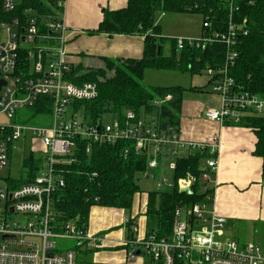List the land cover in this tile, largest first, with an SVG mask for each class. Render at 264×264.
Segmentation results:
<instances>
[{
    "label": "built area",
    "instance_id": "built-area-1",
    "mask_svg": "<svg viewBox=\"0 0 264 264\" xmlns=\"http://www.w3.org/2000/svg\"><path fill=\"white\" fill-rule=\"evenodd\" d=\"M222 1L229 9L224 28L215 29L210 10L203 18L199 36L173 38L178 51L223 45V61L205 68L218 104L207 106L204 116L222 124L240 123L247 117L264 116V93L248 89L231 74L239 58L238 46L249 34L251 21L247 16L237 19L236 0ZM41 2L50 12L32 6L19 11L17 0H0V182L6 181L0 184V264H112L80 259L83 248L93 253L101 250L105 236L91 233L76 218L59 220L56 204L66 186L69 166L78 161L80 142L90 154L95 145L124 140L133 141L135 151L147 156L141 175L156 184L155 190L177 188L191 195L196 191L201 197L195 202L181 200L174 209L171 235L161 237L148 226L141 231L137 217L147 215L149 198L140 203V213L125 218L131 235L121 246L127 261H135L130 264H260L264 260L261 245L241 244L227 237L226 217L215 206L219 140L189 141L178 127H163L159 119L138 117L132 109L125 110L122 118L111 113L96 119L86 117L82 109H76L77 102L97 98L99 89L97 82L75 84L65 77L71 69L66 50V0ZM171 98L169 94L156 103L162 105ZM48 103L53 111L51 126L16 120L19 109L37 104L44 108ZM80 110L81 118L77 117ZM106 115H110L109 121ZM29 138L41 143L42 148L33 145L32 150L44 155L35 161L37 174L15 185L20 176L3 177L2 172ZM196 151L207 152L201 173L187 172L176 181L173 172L177 159ZM30 156L23 161L26 174L30 168L25 161ZM57 239H70L75 245L59 251Z\"/></svg>",
    "mask_w": 264,
    "mask_h": 264
},
{
    "label": "trees",
    "instance_id": "trees-1",
    "mask_svg": "<svg viewBox=\"0 0 264 264\" xmlns=\"http://www.w3.org/2000/svg\"><path fill=\"white\" fill-rule=\"evenodd\" d=\"M235 3L239 6L235 13L237 19L247 16L251 23L249 34L243 37L238 46L239 58L231 74L248 89L264 93V0H236ZM17 4L19 11L26 6H32L40 12H50L41 0H22ZM210 10L215 29L224 28L229 9L222 0H128V5L124 8L104 9V17L98 28L89 32L144 35V53L139 59L108 60L105 68L87 72H84L81 65L71 66L65 73L67 80L75 84L94 81L99 89L97 98L77 102L76 109H82L85 116L92 119L108 113L122 118L125 110L132 109L138 117L152 116L159 119L163 127H179L177 112L181 109L183 94L188 88L183 85L148 87L141 83V79L147 69H171L194 74L200 73L209 65L221 63L225 51L223 45L214 43L205 50L185 48L178 51L174 38L162 35L158 18L160 12L164 11L201 13L205 18ZM0 17H3L1 6ZM167 39L172 42V53L168 56L163 53ZM112 70L115 71L114 75L108 76V72ZM169 94L172 95L171 100L162 105L156 103ZM42 100L48 101L45 98ZM243 123L252 127L257 135L254 153L263 159L264 179V116L253 117ZM79 145L78 161L68 168L66 186L60 192L56 211L59 220L76 218L87 227L91 208L95 205L125 209L132 207L135 194L142 192L139 175L146 168L147 156L137 153L133 141L129 140L114 145H95L90 154L86 153L82 142ZM126 148L129 149L127 155ZM206 155L207 152L196 151L178 158L173 172L174 179L177 181L187 172L200 174ZM33 163L37 165L32 156L25 161L26 166ZM37 171V166H34L27 174L22 172L15 185L30 181ZM94 173L97 175L94 176ZM200 199L196 191L191 195L179 192L177 188L149 191L146 215L148 229L156 230L160 237L171 235L177 204L181 200L195 202Z\"/></svg>",
    "mask_w": 264,
    "mask_h": 264
},
{
    "label": "crops",
    "instance_id": "crops-1",
    "mask_svg": "<svg viewBox=\"0 0 264 264\" xmlns=\"http://www.w3.org/2000/svg\"><path fill=\"white\" fill-rule=\"evenodd\" d=\"M127 5L128 0H66L64 10L65 21L68 26L66 50L67 60L71 66L81 65L85 69L84 72H87L105 68L108 60L123 61L139 59L143 56L144 35L137 33L109 35L107 33L91 34L89 32L98 28L104 17V9L118 10ZM160 25L162 26V35L165 37L199 36L202 32L201 30L200 33L189 34L177 31L168 34L164 24L160 22ZM114 72V70L109 71L108 76H113ZM167 86H173V84ZM190 88L186 90L187 92L185 91L188 93V97L183 94L182 106L177 112L178 128L182 136L189 141H211L214 138L219 140V170L215 206L218 213L226 217L225 235L237 241H239L238 238H243L242 241H239L241 244L252 242L260 244L264 255L263 159L254 153L257 143V135L254 129L243 123L253 117H247L240 123L226 124L210 120L204 116V110L213 102L216 104V95L207 93L202 87H195L194 90ZM204 96H209V98L204 100ZM210 96H213L214 99L210 100ZM143 193L138 192L134 200L142 199ZM146 195L149 198V191ZM140 203L142 202H139L137 210L129 215L140 213ZM98 207L105 210V213H108L106 210L109 209H123L95 205L91 208V212ZM129 215L121 217L122 223H125V218ZM137 220L141 231L144 232L147 227V216L140 215ZM97 225L102 226L91 227L90 221L88 230L91 233L103 235L104 232L102 233L101 230H105L107 225L99 223ZM110 228L111 230L106 229L108 234H104L105 244L98 253L104 251L102 254L104 263L124 264L127 257L121 246L123 239L120 235L118 236L115 224ZM118 252H122L124 259H118L116 256ZM260 264H264V260Z\"/></svg>",
    "mask_w": 264,
    "mask_h": 264
},
{
    "label": "rangeland",
    "instance_id": "rangeland-1",
    "mask_svg": "<svg viewBox=\"0 0 264 264\" xmlns=\"http://www.w3.org/2000/svg\"><path fill=\"white\" fill-rule=\"evenodd\" d=\"M22 0H17V2H21ZM159 22H162L164 24L165 30H167L166 33L173 34L175 32H187L189 34H197L200 33L202 30V23H203V15L201 13H190V12H173V11H164V13L159 14ZM162 20V21H161ZM164 32V30H163ZM163 53L164 55L168 56L172 53V42L171 40L167 39L164 42L163 46ZM209 76L207 75L206 69H203L200 73H194L191 74L190 72H181L178 70H171V69H147L144 77L141 79V83H143L146 86H167V85H183L185 87H202L204 88L207 93L215 94L212 92L211 87L208 84ZM187 92V91H186ZM184 93L186 97H188V93ZM189 92V91H188ZM201 93V92H200ZM206 93V92H205ZM184 98V96H183ZM206 98H209V96H204V100ZM214 99L213 96H210V100ZM217 98V96H216ZM214 102L208 106H216ZM38 104L36 107L32 108H23L19 109L16 114V120L18 122H28L33 125H39V126H51L53 124V111H52V104L48 103L47 106H44V108L39 109ZM77 117L81 118V110L77 113ZM0 119L3 120V117H0ZM105 120H110V115L105 116ZM33 145H38L42 148V145L39 141L33 142L32 138H29L26 143L22 144L21 149L14 154L11 162H9L8 168L2 172L3 177H9L10 176H21L22 174V166L23 161L25 157H28L32 154H34L33 162L37 161V158L39 156L44 155L43 152L40 150H32ZM36 163V162H35ZM34 166H37L33 163V165L28 166L30 169ZM10 169V170H9ZM10 171V173H8ZM169 175V174H167ZM140 179V187L143 193L142 199L138 200L135 199L133 202V205L131 208H123V209H109L106 210L108 213H105L103 209H100L101 207L95 208L91 212V227L97 228V226L101 227L103 224L107 225L105 230H101L103 235L108 234L106 232V229H110V227L115 224L116 228L115 230H118V236L120 235L123 239L122 242L127 241L130 236V228L127 226L126 223H122L121 217L125 215H129L133 211L137 210L139 207V202L141 201L144 203V200H146V194L148 191L156 189V184L145 177L143 175H139ZM5 179H2L0 184H5ZM136 195V194H135ZM135 197V196H134ZM105 209V208H104ZM89 221V222H90ZM93 221V224H92ZM113 229V228H112ZM109 230V231H110ZM238 238V237H237ZM241 238V237H240ZM238 238L239 241H242L243 238ZM58 244V250H64L69 247H74L75 243L70 239H57ZM106 250V249H105ZM99 251V250H98ZM98 251L93 252H87L86 249H81L80 253V259L85 262H98L102 261L103 256L102 254L104 251ZM106 254V253H105ZM118 259H124V255L122 252H118L117 255ZM125 262L127 263H134V260L127 261L125 259Z\"/></svg>",
    "mask_w": 264,
    "mask_h": 264
},
{
    "label": "water",
    "instance_id": "water-1",
    "mask_svg": "<svg viewBox=\"0 0 264 264\" xmlns=\"http://www.w3.org/2000/svg\"><path fill=\"white\" fill-rule=\"evenodd\" d=\"M161 48L159 47V50H160ZM0 87H1V85H0ZM187 191L189 192V193H192V191L190 190V189H187Z\"/></svg>",
    "mask_w": 264,
    "mask_h": 264
}]
</instances>
